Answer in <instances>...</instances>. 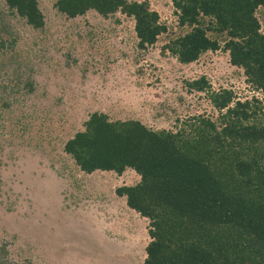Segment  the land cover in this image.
Here are the masks:
<instances>
[{"label": "rangeland", "instance_id": "obj_1", "mask_svg": "<svg viewBox=\"0 0 264 264\" xmlns=\"http://www.w3.org/2000/svg\"><path fill=\"white\" fill-rule=\"evenodd\" d=\"M37 1L46 23L33 31L0 0V36L14 38L0 53V243L29 264H144L149 220L115 193L137 174L85 173L64 152L65 140L96 110L153 128L214 118L206 94L187 85L200 76L241 101L253 89L222 48L189 64L162 52L179 32L171 0H147L168 31L146 49L136 46L130 16L91 9L66 17L54 0ZM257 16L264 32V8Z\"/></svg>", "mask_w": 264, "mask_h": 264}, {"label": "trees", "instance_id": "obj_2", "mask_svg": "<svg viewBox=\"0 0 264 264\" xmlns=\"http://www.w3.org/2000/svg\"><path fill=\"white\" fill-rule=\"evenodd\" d=\"M31 30L43 29L37 0H4ZM179 32L162 52L180 63L220 48L243 70L244 82L264 95V32L258 10L264 0H171ZM56 11L76 17L94 10L133 19L136 46L146 49L168 31L147 0H54ZM264 22V19H263ZM14 38L0 36V53ZM29 91L31 82L24 84ZM204 92L217 111L153 128L137 118H111L93 111L63 144L85 173L137 174L115 187L125 204L149 220L144 264H264V103L254 95L235 98L231 89H212L205 76L187 82ZM2 106H9L4 100ZM0 264L14 260L0 243Z\"/></svg>", "mask_w": 264, "mask_h": 264}, {"label": "built area", "instance_id": "obj_3", "mask_svg": "<svg viewBox=\"0 0 264 264\" xmlns=\"http://www.w3.org/2000/svg\"><path fill=\"white\" fill-rule=\"evenodd\" d=\"M253 92H254V95H255V96H258V95L261 94L260 91H255V90H253Z\"/></svg>", "mask_w": 264, "mask_h": 264}]
</instances>
